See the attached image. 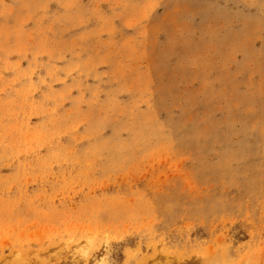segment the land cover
Masks as SVG:
<instances>
[{"label":"rangeland","instance_id":"1","mask_svg":"<svg viewBox=\"0 0 264 264\" xmlns=\"http://www.w3.org/2000/svg\"><path fill=\"white\" fill-rule=\"evenodd\" d=\"M264 264V0H0V264Z\"/></svg>","mask_w":264,"mask_h":264},{"label":"bare ground","instance_id":"2","mask_svg":"<svg viewBox=\"0 0 264 264\" xmlns=\"http://www.w3.org/2000/svg\"><path fill=\"white\" fill-rule=\"evenodd\" d=\"M94 264H101L99 260L94 259Z\"/></svg>","mask_w":264,"mask_h":264}]
</instances>
